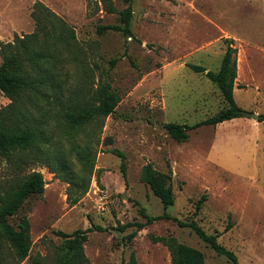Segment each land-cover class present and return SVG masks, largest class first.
I'll list each match as a JSON object with an SVG mask.
<instances>
[{
    "label": "rangeland",
    "instance_id": "rangeland-1",
    "mask_svg": "<svg viewBox=\"0 0 264 264\" xmlns=\"http://www.w3.org/2000/svg\"><path fill=\"white\" fill-rule=\"evenodd\" d=\"M129 4L131 36H123L96 29L120 25L125 0H0V48L15 36L36 33L43 48L56 52L54 65L61 69L54 73L63 100L86 103L95 112L100 93L111 92L117 99L108 116L64 130L66 136L55 130L51 142L60 148L55 153L63 154V172L55 174L47 166L45 146L17 153L10 161L0 155V197L12 198L31 172L43 181L42 192L27 197L0 224L27 220L30 249L19 264H65L69 251L60 233L87 229L77 264H130L131 256L134 264H172L167 247L154 242L157 237L199 250L204 264H232L171 220L154 221L126 240L134 228L120 227L143 223L140 208L153 217L163 213L140 180L145 164L171 177L174 202L167 214L215 235L238 264H264V121L245 115L264 113V0ZM53 15L73 34L69 51L56 42L62 33L49 23ZM224 39L236 48L233 97L244 116L189 130L188 139L176 143L163 124L192 126L227 107L204 72L187 67L216 72ZM9 103L0 91V109ZM202 195L205 201L195 212Z\"/></svg>",
    "mask_w": 264,
    "mask_h": 264
},
{
    "label": "trees",
    "instance_id": "trees-1",
    "mask_svg": "<svg viewBox=\"0 0 264 264\" xmlns=\"http://www.w3.org/2000/svg\"><path fill=\"white\" fill-rule=\"evenodd\" d=\"M127 6L119 12L120 25L98 26L97 33L107 30L121 32L123 36H131L130 0H125ZM111 11V9H108ZM48 14H50L48 12ZM52 14V13H51ZM50 16V15H49ZM49 23L57 25L61 29L62 36L56 42L61 44L63 50L69 51L72 32L55 15L51 16ZM42 29V28H41ZM45 38L48 35L45 34ZM226 44L220 66L216 72L207 71L200 65L187 64V67L195 73H202L213 82L227 104L216 115L200 121L192 126L175 123L163 124L168 136L176 143L185 142L188 139V131L200 126H215L217 124L244 116L245 111L238 107L233 97V84L236 78V48L231 39H224ZM2 62L0 64V91L8 98L10 103L0 109V155L7 161L20 152H28L44 147L46 153L44 159L53 173L65 170L63 154L58 155L60 148L55 147L51 137L56 131L66 136L65 131L73 130L88 121L111 114L116 106V96L111 92L100 93L96 97L97 105L94 111L86 108V103H74L69 98H64L63 87L54 73L58 68L54 65L56 52L47 45L45 48L39 43L36 33L15 36L12 42L1 46ZM61 52V51H60ZM95 114V115H94ZM257 122L264 121V113L257 115ZM56 130V131H55ZM41 145V146H40ZM81 157L85 158L87 152L80 151ZM120 170L125 178V166L122 161ZM59 156L57 159L54 157ZM140 180L145 183L151 193L159 200L163 213L158 216H149L143 208L139 209L145 221L143 223H128L120 227L123 231L128 227L134 229L126 235V240H132L136 233L146 225L157 220H171L180 227L189 228L194 234L215 253L223 255L232 264H238L235 255L221 246L215 235L207 234L194 221H180L170 216L165 211L173 205L174 196L170 184L171 177L167 174L156 172L150 164H145L140 172ZM43 190V181L36 172L27 174L12 198L0 197V224L8 217L14 216L24 200L30 195L40 194ZM205 201L202 195L196 205L197 212ZM0 229V264H19L25 259L30 249L29 228L25 217H20L15 225L5 224ZM100 230L99 227H93ZM85 231L73 234H63L69 256L65 264H77L82 256V244L86 241ZM154 242H161L169 250L172 264H204L203 254L192 247L178 244L173 239L157 237ZM130 264H134L133 256Z\"/></svg>",
    "mask_w": 264,
    "mask_h": 264
},
{
    "label": "water",
    "instance_id": "water-1",
    "mask_svg": "<svg viewBox=\"0 0 264 264\" xmlns=\"http://www.w3.org/2000/svg\"><path fill=\"white\" fill-rule=\"evenodd\" d=\"M245 115L250 117V118H252V119H254V120L256 119V116H257L254 113H249V114H245Z\"/></svg>",
    "mask_w": 264,
    "mask_h": 264
}]
</instances>
